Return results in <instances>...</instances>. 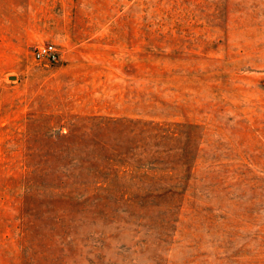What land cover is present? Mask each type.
Instances as JSON below:
<instances>
[{
	"label": "rangeland",
	"instance_id": "374dc122",
	"mask_svg": "<svg viewBox=\"0 0 264 264\" xmlns=\"http://www.w3.org/2000/svg\"><path fill=\"white\" fill-rule=\"evenodd\" d=\"M0 264H264V0H0Z\"/></svg>",
	"mask_w": 264,
	"mask_h": 264
},
{
	"label": "built area",
	"instance_id": "2783aa9c",
	"mask_svg": "<svg viewBox=\"0 0 264 264\" xmlns=\"http://www.w3.org/2000/svg\"><path fill=\"white\" fill-rule=\"evenodd\" d=\"M33 60L44 67L55 65L59 62L60 55L53 43H41L32 49Z\"/></svg>",
	"mask_w": 264,
	"mask_h": 264
},
{
	"label": "water",
	"instance_id": "95a60500",
	"mask_svg": "<svg viewBox=\"0 0 264 264\" xmlns=\"http://www.w3.org/2000/svg\"><path fill=\"white\" fill-rule=\"evenodd\" d=\"M9 79H10V80H14V79H15V77H14V76H11V77H9Z\"/></svg>",
	"mask_w": 264,
	"mask_h": 264
}]
</instances>
